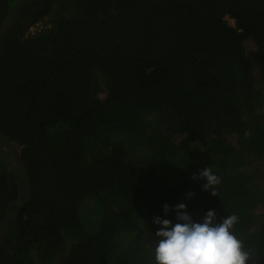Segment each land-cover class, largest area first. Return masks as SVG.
I'll use <instances>...</instances> for the list:
<instances>
[{"label":"trees","instance_id":"1","mask_svg":"<svg viewBox=\"0 0 264 264\" xmlns=\"http://www.w3.org/2000/svg\"><path fill=\"white\" fill-rule=\"evenodd\" d=\"M124 129L149 131L142 153ZM0 138L29 184L0 264H155L153 218L177 223L178 203L237 215L264 264V0H23L0 38ZM22 195L0 145V229Z\"/></svg>","mask_w":264,"mask_h":264},{"label":"clouds","instance_id":"2","mask_svg":"<svg viewBox=\"0 0 264 264\" xmlns=\"http://www.w3.org/2000/svg\"><path fill=\"white\" fill-rule=\"evenodd\" d=\"M191 178L205 180L202 190L211 189L210 195L217 196L220 178L211 168L200 169ZM187 195L191 197L194 193ZM169 211V205L165 204L164 214ZM175 211L178 221L175 224L159 216L153 218V223L159 225L152 249L155 264H249L254 257L236 234L237 215H227L217 222L215 210H208L200 221H194L184 203L175 205Z\"/></svg>","mask_w":264,"mask_h":264},{"label":"water","instance_id":"3","mask_svg":"<svg viewBox=\"0 0 264 264\" xmlns=\"http://www.w3.org/2000/svg\"><path fill=\"white\" fill-rule=\"evenodd\" d=\"M23 0H16L12 9L9 12L8 17L4 20L2 25L0 26V38L4 34V32L7 30V28L11 25L19 6L21 5ZM0 145H2L12 156V159L17 167V170L19 172V175L23 182V195L20 202L16 205V207L7 215L6 219L4 220L2 227L0 229V240L4 236V233L8 229L11 221L13 220L15 214L18 212L19 209L22 208L24 203L28 200L29 196V184L26 176V172L24 170L22 160H21V149L17 148L15 144L9 143L6 140L0 138Z\"/></svg>","mask_w":264,"mask_h":264},{"label":"rangeland","instance_id":"4","mask_svg":"<svg viewBox=\"0 0 264 264\" xmlns=\"http://www.w3.org/2000/svg\"><path fill=\"white\" fill-rule=\"evenodd\" d=\"M226 19L228 20L229 23L232 24V20L230 18L226 17ZM49 25H50L49 21L47 19H43L42 21L37 22L35 24V26H33V29L31 31H34L37 29H44L46 26H49ZM247 55H248V58H251L252 57L251 51L248 50ZM98 96L103 97L104 93L100 92L98 94ZM142 134L144 135V136L142 135V137L138 136V135H134L133 133L129 134L128 131L127 132L125 131V129L123 130L122 133H120L119 137L121 135H125V136L129 135V138H126L125 140H123L125 149H126V151L129 152V154L131 153L132 155L135 156V155H138V153H142L145 150V146H147V143H146V141L145 142H143V141L145 140V137L148 136L149 131H146V132L143 131ZM171 136L175 141L178 142V141H180V139L184 135L181 133H172ZM137 157H139V156H137ZM260 185H264V184H260ZM258 211L261 212L262 210L258 209L256 212H258ZM256 212H254V214H256ZM146 221L149 222L148 220H146Z\"/></svg>","mask_w":264,"mask_h":264},{"label":"built area","instance_id":"5","mask_svg":"<svg viewBox=\"0 0 264 264\" xmlns=\"http://www.w3.org/2000/svg\"><path fill=\"white\" fill-rule=\"evenodd\" d=\"M33 29V26L30 28V30H32Z\"/></svg>","mask_w":264,"mask_h":264}]
</instances>
